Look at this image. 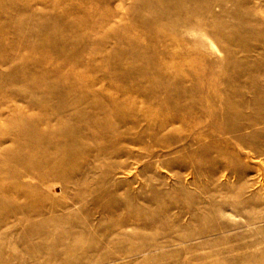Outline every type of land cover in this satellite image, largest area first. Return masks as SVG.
<instances>
[{"label":"rangeland","instance_id":"rangeland-1","mask_svg":"<svg viewBox=\"0 0 264 264\" xmlns=\"http://www.w3.org/2000/svg\"><path fill=\"white\" fill-rule=\"evenodd\" d=\"M0 264H264V0H0Z\"/></svg>","mask_w":264,"mask_h":264},{"label":"bare ground","instance_id":"bare-ground-1","mask_svg":"<svg viewBox=\"0 0 264 264\" xmlns=\"http://www.w3.org/2000/svg\"><path fill=\"white\" fill-rule=\"evenodd\" d=\"M176 3H177V2H176ZM174 4H175V3H174ZM175 5H177V4H175ZM182 5H183V4H182ZM173 7H174V6H173ZM191 8H192V7H191ZM96 25H98V24H96ZM79 30H80V29H79ZM99 30H100V29H99ZM57 82H58V80H57ZM57 84H58V83H57ZM55 85H56V84H55ZM53 87H54V86H53ZM24 121H25V120H24ZM26 122H27V121H26ZM26 122H25V123H26ZM28 123H29V122H28ZM18 124H20V123H18ZM23 124H24V123H23ZM26 128H28V127H26ZM28 130H29V129H28ZM33 130H34V129H33ZM30 131H31V130H30ZM30 133H31V132H30ZM30 133H29V134H30ZM33 134H34V133H33ZM39 134H40V133H39ZM44 135H45V134H44ZM53 136H54V135H53ZM19 143H20V142H19ZM20 144H21V143H20ZM79 246H80V245H79Z\"/></svg>","mask_w":264,"mask_h":264}]
</instances>
